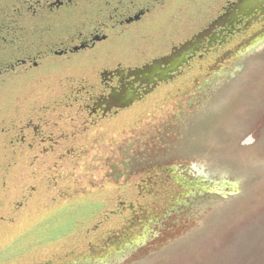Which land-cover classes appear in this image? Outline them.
Listing matches in <instances>:
<instances>
[{
  "label": "rangeland",
  "instance_id": "374dc122",
  "mask_svg": "<svg viewBox=\"0 0 264 264\" xmlns=\"http://www.w3.org/2000/svg\"><path fill=\"white\" fill-rule=\"evenodd\" d=\"M241 51L91 140L0 260L264 264V36Z\"/></svg>",
  "mask_w": 264,
  "mask_h": 264
},
{
  "label": "flooded vegetation",
  "instance_id": "af4514ba",
  "mask_svg": "<svg viewBox=\"0 0 264 264\" xmlns=\"http://www.w3.org/2000/svg\"><path fill=\"white\" fill-rule=\"evenodd\" d=\"M263 36L264 0H0V253L91 140Z\"/></svg>",
  "mask_w": 264,
  "mask_h": 264
},
{
  "label": "trees",
  "instance_id": "16d2710c",
  "mask_svg": "<svg viewBox=\"0 0 264 264\" xmlns=\"http://www.w3.org/2000/svg\"><path fill=\"white\" fill-rule=\"evenodd\" d=\"M168 194H169V193H167L166 196H167ZM170 194H174V191L171 190V191H170ZM171 196H172V195H171ZM132 221H134V220H132Z\"/></svg>",
  "mask_w": 264,
  "mask_h": 264
}]
</instances>
